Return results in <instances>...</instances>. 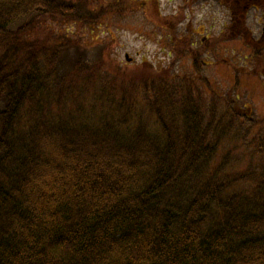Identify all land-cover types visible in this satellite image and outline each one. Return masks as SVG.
I'll return each instance as SVG.
<instances>
[{"label":"trees","instance_id":"trees-1","mask_svg":"<svg viewBox=\"0 0 264 264\" xmlns=\"http://www.w3.org/2000/svg\"><path fill=\"white\" fill-rule=\"evenodd\" d=\"M147 5L0 0V264H264V119L237 84H210L184 8ZM143 10L164 66L124 69L106 41L53 27ZM229 41L208 44L214 58Z\"/></svg>","mask_w":264,"mask_h":264},{"label":"rangeland","instance_id":"rangeland-1","mask_svg":"<svg viewBox=\"0 0 264 264\" xmlns=\"http://www.w3.org/2000/svg\"><path fill=\"white\" fill-rule=\"evenodd\" d=\"M106 1L99 0L100 5H105ZM139 1H142L143 4L148 1L146 10L158 12L159 17L174 15L179 9L184 8L186 18L181 25V30L183 32L188 30L194 36L199 34L198 38L204 39V50H200V53L205 57V62L209 64L207 68L204 67V74L209 76L210 84L217 89L230 88L237 84L236 95L240 97L246 108L252 110L256 117L264 119V69H258V62L255 63L253 58L245 56L248 53L242 45L240 46V39L234 40L235 37L230 33L225 34L228 25H231V17L229 11L221 6L222 3L219 5L216 0H196L191 5H187V0ZM262 21L260 14L253 11L247 17L246 26L255 37L258 36V32L260 33ZM53 27L59 33L67 31L70 33L67 35L80 37L83 40L99 38L106 41L109 43L110 55L124 69L139 66L143 61L156 67L158 62L163 63V66L169 62L163 39L151 22L146 21L144 10L124 17L104 20L93 30L70 26ZM220 36L231 41L220 48L216 59L213 57L211 47L208 44ZM260 48H264V44L259 45ZM262 55L264 56V54ZM125 56L128 57L129 61L126 60ZM221 58L229 62V65H235L239 72H235L233 66L225 67L222 65ZM262 63H264V58ZM179 65L176 63L174 69L183 71L185 68H190L189 64H186L182 70ZM221 65L225 68H222ZM254 68L262 72L263 78L248 74Z\"/></svg>","mask_w":264,"mask_h":264},{"label":"flooded vegetation","instance_id":"flooded-vegetation-1","mask_svg":"<svg viewBox=\"0 0 264 264\" xmlns=\"http://www.w3.org/2000/svg\"><path fill=\"white\" fill-rule=\"evenodd\" d=\"M228 2L229 1H226V3ZM217 3L220 5L219 2ZM226 3L223 2V5L221 6H223L226 10L229 11V16L231 17V25H228V31L231 32L232 35L234 34V32H236L238 35L242 34L243 39H245L249 35V33L246 30H244L243 32L240 31V26L235 23L236 18H234V15L237 14V9L242 7V12H244L245 20H247L249 13H251L252 11L260 14L263 20L260 33L258 32V36L256 38L249 36V40H246L247 43H251L255 48L259 49V45L264 44V0H240L238 4L235 3L232 6L226 5ZM197 36H199V34H197ZM200 41L204 42V39H200ZM249 46L251 45L249 44ZM260 50L261 53L264 54V48H260ZM245 56L248 57L249 54H246Z\"/></svg>","mask_w":264,"mask_h":264},{"label":"water","instance_id":"water-1","mask_svg":"<svg viewBox=\"0 0 264 264\" xmlns=\"http://www.w3.org/2000/svg\"><path fill=\"white\" fill-rule=\"evenodd\" d=\"M125 58H126L127 61H129V60L127 59V58H128L127 56H125Z\"/></svg>","mask_w":264,"mask_h":264}]
</instances>
